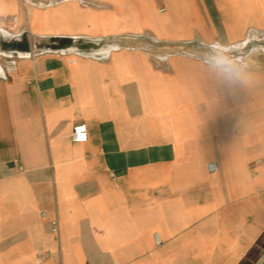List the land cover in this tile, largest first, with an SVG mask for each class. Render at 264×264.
<instances>
[{"label": "crops", "instance_id": "1", "mask_svg": "<svg viewBox=\"0 0 264 264\" xmlns=\"http://www.w3.org/2000/svg\"><path fill=\"white\" fill-rule=\"evenodd\" d=\"M244 2L0 0V264H264V80L157 53Z\"/></svg>", "mask_w": 264, "mask_h": 264}, {"label": "rangeland", "instance_id": "2", "mask_svg": "<svg viewBox=\"0 0 264 264\" xmlns=\"http://www.w3.org/2000/svg\"><path fill=\"white\" fill-rule=\"evenodd\" d=\"M246 7H240L239 13L244 19L249 20V26L243 34L246 41L243 45H238L243 40L228 39V32L225 28L215 33L216 29L210 30L207 23L203 24L205 31L196 32L191 40H183L174 43L160 42L157 45L159 63H165L167 54H189L187 58L202 60L210 64L221 66L225 72H235L237 70H248L250 73L261 77L264 80V0H245ZM230 20V16L224 17ZM0 26L8 33H16L20 30L28 34L26 21L19 16L6 15L1 18ZM261 27V28H259ZM212 28V27H210ZM221 29V28H220ZM199 35H208L210 38L200 40ZM1 43V38H0ZM220 46L228 49H220ZM237 45V46H236ZM0 61V64L2 62ZM19 61V60H18ZM19 63V62H18ZM245 64V65H242ZM2 67V65H1ZM3 70V68H2ZM236 73V72H235Z\"/></svg>", "mask_w": 264, "mask_h": 264}, {"label": "built area", "instance_id": "3", "mask_svg": "<svg viewBox=\"0 0 264 264\" xmlns=\"http://www.w3.org/2000/svg\"><path fill=\"white\" fill-rule=\"evenodd\" d=\"M160 13L164 12V9L159 11ZM18 59L15 57H6L2 59L1 65L3 68V74L6 77H11L13 74L17 72L18 68ZM71 141L75 144H84L88 141V131L85 124H78L72 129L71 133ZM207 169L209 173H215L216 172V166L214 163H210L207 165ZM40 217L44 218L45 213H40ZM49 230L53 234L58 233L59 225L57 218H54L49 222ZM156 242L159 243L157 236L155 237ZM37 262H39V259H37Z\"/></svg>", "mask_w": 264, "mask_h": 264}, {"label": "bare ground", "instance_id": "4", "mask_svg": "<svg viewBox=\"0 0 264 264\" xmlns=\"http://www.w3.org/2000/svg\"><path fill=\"white\" fill-rule=\"evenodd\" d=\"M0 30H1V31H4V30H2L1 28H0ZM242 43H243V42H242ZM240 45H241V44H240ZM242 65H244V64H242ZM2 71H3V70H2Z\"/></svg>", "mask_w": 264, "mask_h": 264}]
</instances>
